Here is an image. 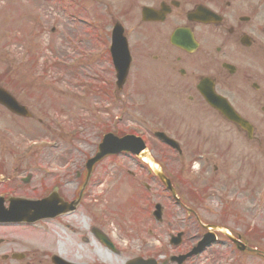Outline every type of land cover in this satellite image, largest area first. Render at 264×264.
Returning a JSON list of instances; mask_svg holds the SVG:
<instances>
[{
  "label": "rangeland",
  "instance_id": "374dc122",
  "mask_svg": "<svg viewBox=\"0 0 264 264\" xmlns=\"http://www.w3.org/2000/svg\"><path fill=\"white\" fill-rule=\"evenodd\" d=\"M103 3H99V0H0V85L8 87L24 105L36 114V119H40L39 124L28 121L32 124L29 126V123L22 122L24 120L21 119L15 123L10 121L9 125H4L0 121V166H3L2 171L7 177L6 182L0 183V193L7 192L10 188L9 185L16 184L15 174L11 173L10 170L21 163L13 156L22 154L23 146L28 141L57 139L62 142L63 147L70 150V142L64 141L65 138L52 129L51 118L56 116L57 112L53 111V114L50 112L52 111L51 104L60 103L63 108L60 109L68 111L67 116L63 112L61 113L65 119V125H63L65 128L82 127L86 133L94 131L102 122L110 124L113 117L119 115L122 120L121 125L111 129V132L115 134L133 133V130L137 133L146 130L142 124L137 123L143 118L148 122L151 120L153 122L159 121L158 117L152 116L151 110L155 107L147 108L148 114H150L148 117L143 116L141 110L142 96L138 92L133 93L130 88H127L123 94H117L120 103L114 102V91L110 84L112 71L109 64L104 62L102 58L99 61L88 62L83 68L77 67L74 71L69 67L63 68L58 65V63L61 64L60 59L67 62L71 56L94 51L99 45L102 49V44L94 39L90 28L87 25H80L74 18H83L94 26H98V22H100L107 27L112 21L110 18L113 14L118 17L116 11L121 12L122 9L124 10L130 5L128 0H103ZM250 4L256 5V2ZM259 4L264 3L261 0L258 6ZM259 15L260 9L255 17V26L257 24L260 26V22L264 21V13L260 17ZM51 29L54 30L53 33ZM211 37L208 33V40ZM263 37L255 36L258 43H261L262 40L264 42ZM26 50L28 57L24 64H34V75L23 70L22 63H19L24 59L21 54ZM41 59L42 63L49 64V66L42 67L40 65ZM51 62H55L57 65L52 66ZM257 67L259 68V66ZM257 67H255V71L258 70ZM101 69L104 71L101 72ZM81 76L83 80L91 84L90 87L81 84ZM91 76H96L98 79L92 80ZM34 79L37 81V87L33 89L27 84ZM50 79L55 81L53 82L54 88L59 89L61 87L59 81H61L63 85L73 91L89 93V100L92 96L97 97L100 93L99 97L103 101L100 104L101 109L97 111L96 107H92L87 103L88 100H85V103H82L84 107L80 110L79 103L73 100L67 102L66 95L62 98L54 97V92L45 86L49 84L47 81ZM145 79L147 82L149 78L146 77ZM101 90L105 92V95ZM172 103V100L164 102L165 105ZM136 105H138V109L135 111ZM105 106L107 109L103 110L102 108ZM238 107L243 113H246H244L245 115L252 119L255 118L251 112L244 108L243 104L238 103ZM200 114V112L196 113L197 119ZM6 117L2 113V121L6 120ZM136 118H138L137 122ZM258 137L264 141L262 131H259ZM79 143L84 144L82 139H79ZM250 148L253 151L251 154L257 155V144H253V147L250 146ZM38 151L35 154L46 158L52 155L49 159H44L39 163L43 167H51V163L62 155L71 158L79 157V152L75 147L72 148L71 152L63 151L62 148L58 150L40 149ZM246 164L250 167L248 173L250 178L249 197L245 199L242 194L245 175L242 165L236 167V164L233 163L231 186L226 190L228 197L233 199V204L228 207L229 213L224 216L227 224L225 228L231 230L233 234L240 235L243 240L252 245H257L259 250L264 252V157H252L250 162ZM132 165L133 162L127 158L105 162L100 174L90 187V191L86 193L88 195L87 200L94 204L90 208L85 207L84 210H78L66 219L50 220L14 230L0 229V240H3L0 244V256L10 251L26 254L24 261L8 260L4 262L0 260V263L39 264L38 261L41 260L43 264H51L50 255L58 253L68 260L82 264H101L102 262L104 264L109 262V264H124L137 255H160V257L167 259L171 252L172 254L178 253L176 251L189 248L194 243L195 237L199 235V228L192 222L184 225L166 226L168 221L173 223L170 220L173 214L182 218L184 212L178 208L173 209V206L170 205L171 208L167 210L170 218L166 214L164 224L150 221L147 219V210L152 209L151 203L155 199L152 193L139 194L140 204H138L137 211L134 206H130L127 195L129 193L128 186H125V183L132 186L129 182L135 184L138 178H131L130 173H126L124 170ZM138 170L141 169L138 168ZM169 170L171 172L178 170L177 164L172 163ZM185 173L186 184L180 186V191L187 200V207L198 214L202 223H214L223 219L219 217L217 212L219 207L226 205H217L215 200L211 199L209 189L213 188L204 187L209 181L203 184L199 179L204 177L198 174L199 178L196 175V169L188 168L187 165ZM207 173L210 174L211 170L209 169ZM145 175L146 172L143 169L139 177L145 178ZM208 178L206 177L207 180ZM119 180L120 183H124L123 188L114 193L113 187L117 185ZM44 182L48 183V179H45ZM33 184L43 186L40 179L34 180ZM98 192H102V195L96 206L94 200L97 201ZM130 213L136 214L137 217ZM82 220L84 221L82 222ZM93 227L98 228L109 237L116 247L118 255L111 252L107 253L98 245L91 235V228ZM149 230L151 232L148 234ZM179 231L185 232L182 245L170 248L168 240L166 241V234ZM219 239L221 244L214 246L186 264H264L257 258L234 252L225 246L226 243L222 238Z\"/></svg>",
  "mask_w": 264,
  "mask_h": 264
},
{
  "label": "flooded vegetation",
  "instance_id": "af4514ba",
  "mask_svg": "<svg viewBox=\"0 0 264 264\" xmlns=\"http://www.w3.org/2000/svg\"><path fill=\"white\" fill-rule=\"evenodd\" d=\"M203 2H207L208 4V0H203ZM161 4H165V6L168 8L166 10L167 15L165 16L163 22H142L140 19L141 26L137 28L138 31H144L147 28H152V29L147 30V34L149 35L148 37L146 33H142L140 37L137 38V41L143 49L142 51H139V57L140 58L144 57L145 55L144 51H147L148 52L147 55H149V52H152L154 50V54L152 55V61L154 62L152 68L162 65L164 70H166L168 74H174L178 72L180 74V77L182 76L187 77L188 73L194 75L193 71L200 69V66L197 67V64L195 62L196 57L200 53V51H202L201 55L203 56V60H204L203 66L209 63L211 71L217 72V68L219 67L217 59L208 52V47L211 45L210 44L211 42L207 41L208 33L209 34L211 33L212 37L214 36L220 37L224 45H227L228 43L229 44L237 43L238 41H241L245 36H247L246 28L248 27V22L242 23L240 21V18H238V20L236 21L234 17H231L230 15L229 21L231 23L229 24H227V20L223 17L219 23L208 24L205 23L207 17H205L204 14L203 15L199 14L195 16L196 9L198 7L203 6L205 9L211 10L210 8H208L209 6L207 5L206 7L201 4H196V3L193 4L192 1L188 0V4L190 6L189 9L188 7H185V0H156L149 7H152L153 9L157 10L159 9ZM125 15L130 21L136 22L137 21L136 7L131 8L129 11L125 13ZM199 18H203L204 20L203 23L200 21ZM100 29H103L104 37L102 42L103 45H105L107 29L103 26H100L99 30ZM176 29H184L185 31L187 29L192 32L193 38L195 42L198 44L195 50L193 47L194 51L188 53L181 49L174 48L170 45L169 43L170 35ZM108 30H110V28ZM150 34L152 35L150 36ZM202 41L205 43L207 42L205 44V47H203V49H201L200 46V43ZM219 51L220 48L218 49L216 48V52ZM162 52H166L165 59L160 58V53ZM222 64L223 63L220 64V67L222 66ZM236 72L237 71H235L233 75H229V76H235ZM195 78L198 79L197 76H195ZM191 101L195 102L193 99H191ZM198 131L200 134V139L198 141V144H202L203 142L207 141L208 134L205 132L206 129H198ZM145 144L156 148V150H159L163 154L172 155L170 151L171 149L169 150L165 148L166 145L162 144L155 136L153 140L147 139L145 141ZM226 152H227L226 148L222 147L219 150H217V155L218 157L222 158ZM168 159L172 160V158H168ZM196 160L202 161L203 158L200 155H198ZM214 169L216 170L215 167ZM64 200L66 201V199Z\"/></svg>",
  "mask_w": 264,
  "mask_h": 264
},
{
  "label": "water",
  "instance_id": "95a60500",
  "mask_svg": "<svg viewBox=\"0 0 264 264\" xmlns=\"http://www.w3.org/2000/svg\"><path fill=\"white\" fill-rule=\"evenodd\" d=\"M12 106H15V104L12 102ZM120 142H124L123 140L122 141H120ZM54 261V263H56V264H62L63 262H61V261H59V260H53Z\"/></svg>",
  "mask_w": 264,
  "mask_h": 264
},
{
  "label": "bare ground",
  "instance_id": "6f19581e",
  "mask_svg": "<svg viewBox=\"0 0 264 264\" xmlns=\"http://www.w3.org/2000/svg\"><path fill=\"white\" fill-rule=\"evenodd\" d=\"M107 255H109V254H107ZM107 262H109V261H107ZM110 263V262H109Z\"/></svg>",
  "mask_w": 264,
  "mask_h": 264
}]
</instances>
